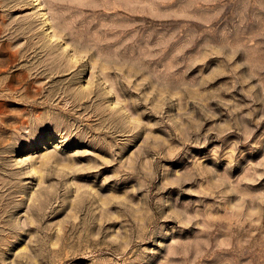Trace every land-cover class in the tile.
<instances>
[{"label":"rangeland","instance_id":"374dc122","mask_svg":"<svg viewBox=\"0 0 264 264\" xmlns=\"http://www.w3.org/2000/svg\"><path fill=\"white\" fill-rule=\"evenodd\" d=\"M0 264H264V0H0Z\"/></svg>","mask_w":264,"mask_h":264}]
</instances>
